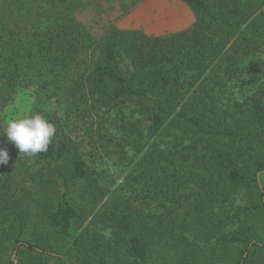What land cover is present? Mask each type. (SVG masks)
I'll return each mask as SVG.
<instances>
[{
  "label": "trees",
  "instance_id": "obj_1",
  "mask_svg": "<svg viewBox=\"0 0 264 264\" xmlns=\"http://www.w3.org/2000/svg\"><path fill=\"white\" fill-rule=\"evenodd\" d=\"M100 1L0 0V264H259L264 0H183L159 36L92 27ZM36 114L29 156L3 133Z\"/></svg>",
  "mask_w": 264,
  "mask_h": 264
},
{
  "label": "rangeland",
  "instance_id": "obj_2",
  "mask_svg": "<svg viewBox=\"0 0 264 264\" xmlns=\"http://www.w3.org/2000/svg\"><path fill=\"white\" fill-rule=\"evenodd\" d=\"M121 2L122 0H101L99 2L101 11L97 12L96 8L93 9L88 13L86 21L97 29L108 22L115 21L123 29H141L147 34L155 36L186 29L194 21L193 13L183 0H146L129 13L123 11ZM47 109L60 116L64 114V108L53 102L47 106ZM40 229L38 223H31L30 232L32 234L37 233ZM7 258L8 256L3 254L2 260ZM223 264L231 263L226 261ZM259 264H264V258H261Z\"/></svg>",
  "mask_w": 264,
  "mask_h": 264
},
{
  "label": "clouds",
  "instance_id": "obj_3",
  "mask_svg": "<svg viewBox=\"0 0 264 264\" xmlns=\"http://www.w3.org/2000/svg\"><path fill=\"white\" fill-rule=\"evenodd\" d=\"M9 143L29 156H36L48 150L56 134L55 126L42 115L36 114L22 119L9 120L4 130ZM9 153L0 148V164H7Z\"/></svg>",
  "mask_w": 264,
  "mask_h": 264
},
{
  "label": "water",
  "instance_id": "obj_4",
  "mask_svg": "<svg viewBox=\"0 0 264 264\" xmlns=\"http://www.w3.org/2000/svg\"><path fill=\"white\" fill-rule=\"evenodd\" d=\"M14 263L17 264V259H16V252H15V255H14Z\"/></svg>",
  "mask_w": 264,
  "mask_h": 264
}]
</instances>
